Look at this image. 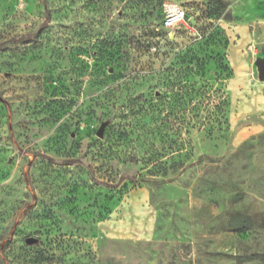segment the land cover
<instances>
[{
  "label": "rangeland",
  "instance_id": "rangeland-1",
  "mask_svg": "<svg viewBox=\"0 0 264 264\" xmlns=\"http://www.w3.org/2000/svg\"><path fill=\"white\" fill-rule=\"evenodd\" d=\"M261 63L264 0H0V264H264Z\"/></svg>",
  "mask_w": 264,
  "mask_h": 264
},
{
  "label": "built area",
  "instance_id": "built-area-1",
  "mask_svg": "<svg viewBox=\"0 0 264 264\" xmlns=\"http://www.w3.org/2000/svg\"><path fill=\"white\" fill-rule=\"evenodd\" d=\"M188 20L187 11L173 4H169L165 7L164 12V26L167 29L173 30L182 25H185Z\"/></svg>",
  "mask_w": 264,
  "mask_h": 264
},
{
  "label": "water",
  "instance_id": "water-1",
  "mask_svg": "<svg viewBox=\"0 0 264 264\" xmlns=\"http://www.w3.org/2000/svg\"><path fill=\"white\" fill-rule=\"evenodd\" d=\"M261 80L264 81V63L260 64Z\"/></svg>",
  "mask_w": 264,
  "mask_h": 264
}]
</instances>
